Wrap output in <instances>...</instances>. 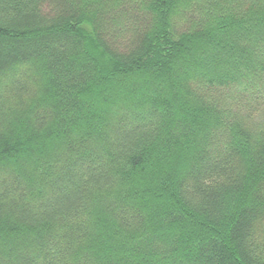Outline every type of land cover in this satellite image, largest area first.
<instances>
[{"label":"trees","instance_id":"obj_1","mask_svg":"<svg viewBox=\"0 0 264 264\" xmlns=\"http://www.w3.org/2000/svg\"><path fill=\"white\" fill-rule=\"evenodd\" d=\"M264 0H0V264H264Z\"/></svg>","mask_w":264,"mask_h":264},{"label":"rangeland","instance_id":"obj_2","mask_svg":"<svg viewBox=\"0 0 264 264\" xmlns=\"http://www.w3.org/2000/svg\"><path fill=\"white\" fill-rule=\"evenodd\" d=\"M262 123L264 122V116H262V119L260 120Z\"/></svg>","mask_w":264,"mask_h":264}]
</instances>
